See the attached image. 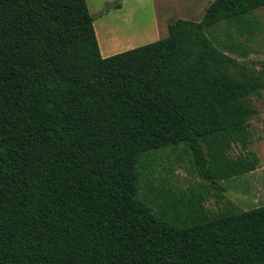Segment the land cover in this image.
Here are the masks:
<instances>
[{"label": "trees", "instance_id": "trees-1", "mask_svg": "<svg viewBox=\"0 0 264 264\" xmlns=\"http://www.w3.org/2000/svg\"><path fill=\"white\" fill-rule=\"evenodd\" d=\"M261 6L211 0L200 20L103 57L86 0H0V264H264V204L203 207L256 168L250 97L264 89L231 55L245 47L205 29L252 36ZM181 143L202 194L148 184L141 199L142 158Z\"/></svg>", "mask_w": 264, "mask_h": 264}, {"label": "rangeland", "instance_id": "rangeland-1", "mask_svg": "<svg viewBox=\"0 0 264 264\" xmlns=\"http://www.w3.org/2000/svg\"><path fill=\"white\" fill-rule=\"evenodd\" d=\"M102 1L87 0L88 10L94 20H96L97 28L100 22L106 24L112 18L108 14H105L106 16L104 17H98L97 9L94 7L96 3ZM128 1V11H130L129 7L132 6L133 12H129L128 15L124 16L122 22H125V26H121L120 29L110 33L112 41L115 42V47L140 40L142 37L155 33L158 34V39L164 37L167 31L163 30V22L170 24L177 18L198 21L211 0ZM115 2L120 3L121 0H115ZM106 8V3H104L103 9ZM154 10L159 17L160 29L155 26L153 21L155 18ZM253 15L258 18L262 28L252 36L240 34L234 28L227 29L222 24L215 25L212 29H205V33L220 48H224V44L231 43L245 47L247 51L246 57L243 58L238 51L231 53V55L240 62L247 64L253 71H260L264 81V6L254 10ZM159 31L161 33H158ZM224 49L227 50L226 48ZM236 68H231L235 74L238 73ZM250 101L256 108V113L249 119L251 143L248 149L257 155L258 164L249 173L218 181V186L222 190L209 189L205 194L203 207L210 214H216L225 208L247 210L264 204V89L260 91L259 95H252ZM183 146V143H181L179 146L159 149L142 158L143 167L139 169L141 172L139 197L141 199L148 200L152 197L149 185L164 188L170 187L179 194H202V185H208V183L198 177L193 168L190 155L185 152ZM175 147L178 148L176 150L171 149ZM240 152H242L241 147L234 144L228 154L231 157H236ZM146 168L149 173L147 179L142 176Z\"/></svg>", "mask_w": 264, "mask_h": 264}, {"label": "crops", "instance_id": "crops-1", "mask_svg": "<svg viewBox=\"0 0 264 264\" xmlns=\"http://www.w3.org/2000/svg\"><path fill=\"white\" fill-rule=\"evenodd\" d=\"M86 2H87V0H86ZM114 2H115V0H103L100 3H96L95 7H94L95 9H97V13H98L99 18L101 16L104 17L107 14H108V16H112V18H111L112 20L111 19L108 20V22L106 24H104V22H100V25L98 28L96 27V24H95L96 20L93 21L94 30H95V34H96L98 45H99V51L103 57L112 55L114 53L129 49V48H133L135 46L146 44V43L154 41L155 39H158V34L155 33L153 35H147V37H142V39H140V40L133 41L131 43H126L122 46L115 47V45H114L115 42L112 41L110 33L116 29H120L121 26H125V22L123 23L122 20H123L125 15L129 14V12L132 13L133 9H132V6H130L129 7L130 11H128V6H127L128 2H129L128 0H121L119 7L113 6ZM104 3H106V6H107L106 9H103ZM87 5H88V2H87ZM153 13H154V17H155L153 20L154 24L157 28L160 29L158 14L156 13L155 10ZM119 18H121V19H119ZM168 25L169 24H166L165 22H163V30L164 31L166 30L167 33H168V29H167ZM155 32H156V30H155ZM158 33H161V31H159Z\"/></svg>", "mask_w": 264, "mask_h": 264}]
</instances>
